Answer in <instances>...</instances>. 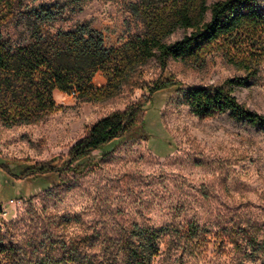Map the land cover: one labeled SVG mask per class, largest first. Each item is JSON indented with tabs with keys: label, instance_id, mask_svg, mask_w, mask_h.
<instances>
[{
	"label": "rangeland",
	"instance_id": "374dc122",
	"mask_svg": "<svg viewBox=\"0 0 264 264\" xmlns=\"http://www.w3.org/2000/svg\"><path fill=\"white\" fill-rule=\"evenodd\" d=\"M53 1L23 0L27 7ZM259 3L264 8V0ZM66 16L57 25L88 21L107 47L144 30L121 3L108 0H86L81 12ZM183 35L178 30L169 42ZM247 48L233 53H247ZM255 57L256 76L233 95L264 114V40ZM245 75L220 51L204 61L169 60L164 68L148 60L114 91L106 89L107 79L98 71L91 82L105 90L92 100L54 90L55 108L46 115L20 122L0 111V162L65 154L88 125L146 96L142 87L156 80L174 79L187 87ZM182 95L174 89L155 94L145 111L146 139L123 138L93 152L83 161L89 170L65 185L52 179L48 184L4 181L0 174V239L15 250L0 254V264H39L81 237L91 238L80 248L82 254L104 264L113 260L115 243L134 227L179 230L166 235L152 264H264V129L236 121L229 112L200 120ZM243 219L259 225L252 227L262 248L253 249L241 233L234 238L236 246L222 233L232 226L220 225ZM190 222L199 225L192 226L193 234L185 232Z\"/></svg>",
	"mask_w": 264,
	"mask_h": 264
},
{
	"label": "trees",
	"instance_id": "16d2710c",
	"mask_svg": "<svg viewBox=\"0 0 264 264\" xmlns=\"http://www.w3.org/2000/svg\"><path fill=\"white\" fill-rule=\"evenodd\" d=\"M108 1L121 3L124 11L144 28L141 34L118 47H107L102 35L88 21L57 25L67 21L64 14L68 18L81 12L86 0H55L31 7L25 6L23 0H0V111L20 122L32 120L38 114L46 115L55 108L54 90L92 100L105 90L94 88L91 80L96 72L106 77V89L114 91L129 80L138 65L151 59L164 68L169 60L204 61L208 54L220 51L246 75L218 84L187 87L174 79L156 80L142 87L146 96L88 125L84 135L65 154L45 161L3 160V180L48 184L52 179L58 185L75 180L89 170V163L83 161L93 152L123 138L145 140L146 108L155 94L168 89L182 91L183 103L200 120L229 112L236 121L264 129V114L249 110L233 95L236 87L247 85L258 72L255 51L263 47L264 40V8L259 0H219L211 5H207V0ZM178 30L185 35L169 42ZM242 48L248 52L233 53ZM229 223L220 225L232 226L221 231L236 246L234 238L241 233L253 249L263 247L252 227L259 226L256 222L243 219ZM186 226L185 232L193 234L197 229L192 226L199 225L190 222ZM169 233L179 234V230L134 227L115 243L113 260L104 264H152ZM90 243L91 238L81 237L63 246L56 257L39 264H95L80 251ZM14 253V247L0 239V254Z\"/></svg>",
	"mask_w": 264,
	"mask_h": 264
},
{
	"label": "built area",
	"instance_id": "2783aa9c",
	"mask_svg": "<svg viewBox=\"0 0 264 264\" xmlns=\"http://www.w3.org/2000/svg\"><path fill=\"white\" fill-rule=\"evenodd\" d=\"M0 214H1V210H0ZM4 215H6V213H4Z\"/></svg>",
	"mask_w": 264,
	"mask_h": 264
},
{
	"label": "water",
	"instance_id": "95a60500",
	"mask_svg": "<svg viewBox=\"0 0 264 264\" xmlns=\"http://www.w3.org/2000/svg\"><path fill=\"white\" fill-rule=\"evenodd\" d=\"M1 207V206H0Z\"/></svg>",
	"mask_w": 264,
	"mask_h": 264
}]
</instances>
